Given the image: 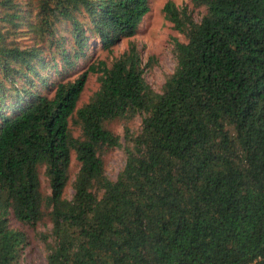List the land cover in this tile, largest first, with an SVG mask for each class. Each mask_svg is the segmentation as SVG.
Segmentation results:
<instances>
[{"label": "trees", "instance_id": "trees-1", "mask_svg": "<svg viewBox=\"0 0 264 264\" xmlns=\"http://www.w3.org/2000/svg\"><path fill=\"white\" fill-rule=\"evenodd\" d=\"M189 1L197 19L162 5L184 39L156 91L143 77L153 56L142 62L132 40L66 74L86 30L106 48L129 38L147 0H0V264H19L28 243L15 223L43 218L45 264H264V0ZM88 72L97 88L76 106ZM113 147L124 160L110 178Z\"/></svg>", "mask_w": 264, "mask_h": 264}, {"label": "rangeland", "instance_id": "rangeland-1", "mask_svg": "<svg viewBox=\"0 0 264 264\" xmlns=\"http://www.w3.org/2000/svg\"><path fill=\"white\" fill-rule=\"evenodd\" d=\"M30 1L35 2V0ZM165 1L166 0H147L149 6L148 10L141 17L136 32L129 38H121L116 40L114 43L110 44L108 48L103 47L102 44L99 43L98 38L93 36L89 30H86L84 32L87 37L85 42L86 45L84 46V53L81 57L76 59V67L66 73L68 77H74L91 61L97 59L111 61L114 56L118 55L125 48L128 40H132L139 50L142 62H147L148 57L153 56L151 59L152 63L149 65L147 62L143 69V77L145 81L151 86V88L156 91L159 90L165 77L172 71L175 64L172 40L173 38H177L179 40L184 39L183 34L174 29L172 27V23L163 15L162 5ZM171 1H173L175 4L187 3L188 8L191 9V14L195 19H197L202 13V8H192L189 0ZM26 6L27 8H31L32 4L25 3V7ZM21 15H23V13H21ZM78 17L82 22H84V25H87L85 23L87 20L84 14ZM27 18L28 16L26 19ZM56 26L62 34L68 35L66 31V27H69L68 22H62L60 24H56ZM25 35L26 34L21 35L23 39H20V41H23L24 43L30 42L29 37H26ZM70 40L71 39L63 41L61 47H65L67 50H69ZM54 58L57 60V64L60 65V55L56 54ZM47 72H49L48 74H50L51 77L55 76L53 71L47 69ZM96 76V73L88 72L83 88L77 98L76 106H79L80 104L87 101L90 94L97 88L98 82ZM128 122V125L132 130H137L140 123V116L135 115ZM109 125L114 132L120 135L121 140L123 135V121L115 120L110 122ZM70 128L73 134L78 133V128L76 125L74 126L70 124ZM102 158L105 174L110 178H114L118 170L121 168L124 160V152L122 148L113 147L112 149L105 151L102 155ZM76 168L77 165L72 155L70 160V180L73 177ZM38 174L40 189L43 192H47V179L43 174L42 167H39ZM71 192V187L69 184H67L64 187L63 194L66 197H69ZM14 226L22 228L26 232L28 238V243L24 247L19 264H45V246L44 243L36 236V232L47 231L50 227L49 221L46 218H43L31 228L22 226L18 223H15Z\"/></svg>", "mask_w": 264, "mask_h": 264}]
</instances>
